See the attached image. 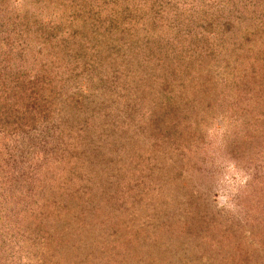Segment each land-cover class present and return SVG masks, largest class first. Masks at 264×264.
Listing matches in <instances>:
<instances>
[{
    "label": "rangeland",
    "instance_id": "1",
    "mask_svg": "<svg viewBox=\"0 0 264 264\" xmlns=\"http://www.w3.org/2000/svg\"><path fill=\"white\" fill-rule=\"evenodd\" d=\"M93 1L0 0L2 76L22 88L36 77L48 78L53 84L41 91L55 99L36 129L0 137L7 151L0 159V264H47L50 257L54 264H77L64 251L73 246L74 234L86 230L91 237L87 229L95 227L99 241L111 240L106 244L112 256L106 255L112 264L144 259L149 247L125 254L128 241L148 246L151 236L168 230L163 247L172 264H264V107L233 99L230 82L243 74L223 77L228 98L209 96L217 89L205 97L199 86L231 69L226 36L234 30L223 35L219 24L228 17L242 20L245 5L97 0L105 6L97 10ZM124 3V22L109 20L107 7ZM206 5L212 11L228 7L226 14H213V28L183 19L186 9ZM156 23V38L165 41L161 37L155 47L153 35L138 36ZM129 27L133 35L121 38ZM91 32L104 39L89 37ZM194 33L199 36L190 37ZM141 43L150 46L143 51ZM104 45L110 50L103 54ZM151 47L175 56L161 74L133 66L137 55L143 64L150 60L156 53ZM165 86L182 88L181 95L175 90L176 98L168 100ZM28 111L42 116L35 107ZM164 114L156 128L167 132L166 120L181 117L187 129L179 140L159 143L151 135L152 116ZM44 153L50 160L34 159ZM116 233L122 238L114 241ZM96 237L91 241L97 243Z\"/></svg>",
    "mask_w": 264,
    "mask_h": 264
},
{
    "label": "trees",
    "instance_id": "2",
    "mask_svg": "<svg viewBox=\"0 0 264 264\" xmlns=\"http://www.w3.org/2000/svg\"><path fill=\"white\" fill-rule=\"evenodd\" d=\"M101 1L104 2V0H101ZM106 1H109V0H106ZM159 1L166 2V0H159ZM175 1L176 0H173V2ZM203 1L204 0H202V2ZM93 2L95 3V7L93 3V7L95 9L97 10L99 8L100 10L104 9L105 6H99L97 0H94ZM111 3L113 4L114 1ZM228 3L227 5H229ZM239 3H241L242 5H245V14H244L245 17L242 20L237 19V21L231 18L229 19L228 17L227 18L228 20H225L226 22H223L224 24L221 25V22L219 24V26L224 29L223 31H221L223 35L225 34L228 28L230 29L232 28L234 30L233 34H229L228 36H226L227 41H228V38L231 37L230 43H229L230 46L228 48L229 61H227V65H231L232 67L230 70L228 67H226V71L221 72L222 73L221 79L218 76L217 78H215V81L212 80V82H209V80H211L209 79L207 80L206 83H203L202 85H199V86H201L205 90L204 92L205 97L210 94L209 91L213 89H217L216 94H210L209 96L212 95L217 98L219 96L223 98H228L226 91L224 90L225 86H224L223 77L228 76L229 74H232L234 72L235 79H238L237 76L243 74L240 81L232 82V83L230 82V84L233 85V88H234L235 98L233 99H236V100L249 99V101L253 100L252 101L253 104L256 102L262 108L264 107V84H262V79H261V78H264V0H255L254 4H251V0H239ZM125 6H126L125 3L119 7L116 6L115 7L116 10H113V8L107 7L108 19L111 20V19H114V17H116V19L124 22V20L127 18ZM204 7H206V9H203V8L201 9V8H196V7L193 9H186L185 13L182 14L183 19L188 21L189 24L191 25L197 24V26L200 29H209L211 27L213 28V26H211L213 14H217L218 12L226 14L225 12L226 10H228L227 9L228 7L225 5H224V8H221V10L216 9L215 11H212L210 8H207V5ZM94 14L99 16L101 14V11L99 12L96 11ZM125 22L133 23V18H132V22H130V18H128ZM215 25L216 27H218V22ZM158 26L159 24L156 23V27L154 24V28L152 27L150 31H147L144 28L142 31H140V35L138 37H143L146 39L153 35L154 36L153 43L155 44V47H156L157 46L156 44H158L160 40L162 39L161 37H163V35H160L158 38H156L157 34H156L155 29L157 30ZM120 33H121L120 34L121 38L132 36L133 29L132 27H129L126 31H123V32L120 31ZM196 35L198 34L194 33V35L192 34L190 35V37H193ZM90 36H93L94 38H97V39H100V38L104 39L103 35L100 33L91 32L89 34V37ZM203 37L205 38V35L202 33L201 38ZM233 39H234V42H233ZM164 41H165V38L163 37L161 42L164 43ZM117 42H120V41H117ZM139 45H140V48H141V45H143L142 46L143 49L141 48V50L143 51H146L144 47L147 48L150 46L148 43L147 44L141 43ZM117 46H120V45L117 44ZM175 49H179V46H176ZM207 49H208V46L206 47L205 51H207ZM109 50L110 49L107 46L105 48V45H104L102 50H100V52L104 54V53H108ZM151 50L156 53L151 54V58L149 57L150 60L149 59L145 60L144 64L139 55L132 57L134 59L133 66L138 67V69H142L141 72L147 75H150L154 71H157L159 74H161L162 72H159V71H161L162 69L160 68H163L164 66L170 67L172 65L171 62L174 61L175 59V56L164 55L163 52L161 51L162 47H159L157 51H155L154 48L151 47ZM211 52L212 51H210L209 53L210 55H211ZM161 55L163 56L161 57ZM153 56H158V58L152 59ZM166 60L169 62L168 64H166L167 62ZM100 61H102V59H99V62ZM128 61H130V59H128L127 62ZM145 63L147 64L145 65ZM169 69L170 68L165 69V70H169ZM248 79H250L249 82L241 84V81L248 80ZM47 80L48 78L43 79V78L36 77L31 81V85L29 87L22 88L21 85H18L19 82H17L16 84L13 82L11 83L9 81V76H6V75L2 76V70H0V83H1V87H0V137L7 136L8 134H10L11 136L12 135L11 133H15V132L16 133H23V132L27 133V132H30V130L33 131L34 129L37 128L36 126H37L38 120H42V121L45 120L47 115L51 113L50 107H52L53 109L54 108L53 104H55L54 96L49 93L46 94L45 91H41V87L45 86L47 88H50V85L53 84L52 81H47ZM43 82H45L46 85H43ZM152 86H155V85H152ZM169 88H170L169 86L163 87V89L168 90L167 92V94H169L167 96L168 100H171L174 97L175 90L179 93V95H181L180 91L182 88H179V87L177 88L171 87L170 89ZM44 92L45 94H43ZM175 98L176 97H174L173 99ZM10 104H14V106H11ZM48 104L50 106H48ZM176 104L181 107V104L179 103H176ZM23 105L28 106L26 110H24V108L22 107ZM31 106L35 107L36 111L38 110L36 112L37 113L36 115H38L39 112H40V115H42L40 116L39 119H37V117L34 115L33 116L30 115L31 113L30 111H28V108H30ZM259 106L255 107V109H258ZM253 107L254 106H252V108ZM180 113L189 114L188 111H186L185 113L184 110H182V112ZM162 117H166V115L164 114L163 116L162 115H154V117L152 116V119L150 120V122L152 123L151 130H150L151 135L154 136L159 141V143L164 142V140L166 141L167 138H171L174 141L179 140L180 134H183L182 131L187 129V127L184 128V125L182 126L180 124L181 117H175L176 120L172 119L170 122H168V119L166 120L168 123V128L170 129L167 132L158 130L159 126H158V123L156 122L158 121L159 118H162ZM154 125H155V128H154ZM156 126H158V128H156ZM4 153H7L6 149L0 148V159L3 158L2 156L4 155ZM46 153H44L43 155H35L34 159L42 158V160L38 162H41V161L44 162V161L50 160V156H48ZM1 167H2V163H1ZM178 174H181V172H178ZM159 209L162 210L163 208L160 207ZM150 210H153V209H150ZM149 213H152V212H149ZM152 215L154 216L156 215V210H153ZM89 230H90L91 237H89V234H88L89 232H86V230H81L77 234H74L73 241L75 242L73 246H70L69 249H65L64 251V254H66V257L69 256L71 257V259L75 258L77 264H82L86 260L87 262L89 261L88 262L89 264H112L111 261L107 260V255H106V253L109 252V254L112 256V252L110 250L111 247L108 246L107 248V245L109 244V242L108 244H106L107 243L106 241H111V240L110 239L106 240L107 238H105L103 240L100 239L99 241V238L97 236L98 234H97L96 227L87 229V231ZM168 231L159 232L154 237L151 236L150 237L151 244H149L148 246H147V243H145L144 245H140L139 244L140 242H139L133 245L128 241L127 246L130 249H127L125 251V254H130L131 251H136V250L138 254H139L138 251H141L142 252L141 254H143L145 252L144 250H146V248L149 247L147 249L148 250L147 253H145V258L142 259L141 258L142 255H139V257L137 258L136 256H133L132 260L134 261L132 264H172L171 258L165 253L166 251L164 250V247H163V244H164L163 242L165 241L164 236L166 235V233H168ZM91 232L93 233L91 234ZM117 235H119L120 237L119 238L113 237L114 241L122 238L121 233H118ZM95 237L96 239L98 238L97 243L91 241V239H94ZM121 241L123 242V240ZM75 250H78V251L80 250L79 253L84 254L85 256H82V255L75 256L76 254ZM185 252H187L186 249H185ZM100 256H103V257H100ZM172 257L174 258L176 257V255H173ZM125 258H127V256H125ZM178 259H179L178 262L184 261L183 257L178 256ZM48 260L49 262L47 264H54L53 259L51 257Z\"/></svg>",
    "mask_w": 264,
    "mask_h": 264
}]
</instances>
